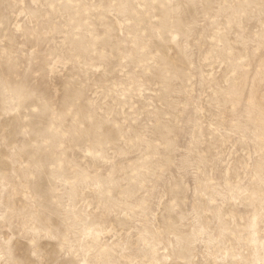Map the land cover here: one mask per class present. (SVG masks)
I'll return each mask as SVG.
<instances>
[{
    "label": "rangeland",
    "instance_id": "1",
    "mask_svg": "<svg viewBox=\"0 0 264 264\" xmlns=\"http://www.w3.org/2000/svg\"><path fill=\"white\" fill-rule=\"evenodd\" d=\"M0 264H264V0H0Z\"/></svg>",
    "mask_w": 264,
    "mask_h": 264
},
{
    "label": "snow or ice",
    "instance_id": "2",
    "mask_svg": "<svg viewBox=\"0 0 264 264\" xmlns=\"http://www.w3.org/2000/svg\"><path fill=\"white\" fill-rule=\"evenodd\" d=\"M35 243V242H34Z\"/></svg>",
    "mask_w": 264,
    "mask_h": 264
}]
</instances>
